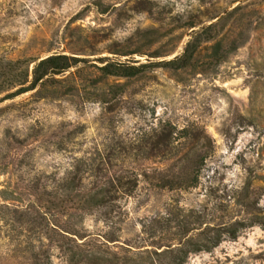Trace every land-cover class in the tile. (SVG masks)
Returning <instances> with one entry per match:
<instances>
[{
    "label": "rangeland",
    "instance_id": "obj_1",
    "mask_svg": "<svg viewBox=\"0 0 264 264\" xmlns=\"http://www.w3.org/2000/svg\"><path fill=\"white\" fill-rule=\"evenodd\" d=\"M235 7L216 39L201 45L190 67L148 68L134 78H109L108 85H124L123 96L113 104L42 98L34 92L3 99L9 88L0 92V184H14L25 173L62 176L73 158L108 152L118 140L169 122L210 139L205 140L208 156L199 187L173 194L150 188L140 177L127 205L122 240L138 234L139 221L172 199L185 209L208 204L204 194L210 188L217 198L238 190L225 218H245L241 204L247 197L264 221V0H0V59L36 61L63 54L122 63L169 60L182 52L192 31ZM191 23L196 27L190 29ZM149 29L163 37L141 43V33ZM135 50L140 54L124 56ZM157 51L167 55L151 58ZM97 75L87 68L79 78L87 84ZM163 166L140 162L132 167L141 174ZM84 224L90 231L99 228L89 218ZM0 264L18 263L0 256ZM186 264H264V228H246L210 252L190 255Z\"/></svg>",
    "mask_w": 264,
    "mask_h": 264
},
{
    "label": "trees",
    "instance_id": "obj_2",
    "mask_svg": "<svg viewBox=\"0 0 264 264\" xmlns=\"http://www.w3.org/2000/svg\"><path fill=\"white\" fill-rule=\"evenodd\" d=\"M237 9L192 31L182 52L169 60L122 63L63 54L36 61L0 59V92L6 91L3 99L34 92L42 98L70 96L81 103L113 104L123 96L124 85H108L109 78H134L148 68L179 71L190 67L201 45L214 41ZM188 27L196 26L191 23ZM162 37L159 30L149 29L141 33L140 42L152 44ZM126 53L124 56L140 54L137 50ZM166 55L157 51L150 57ZM80 63L84 64L82 68H78ZM87 68L96 69L98 75L85 84L79 75ZM87 86L94 89L93 93L86 90ZM104 86L107 89L98 93ZM6 88L9 90L4 91ZM191 128L158 123L149 131L110 144L108 152L96 150L73 158L62 176L25 173L26 177L19 176L14 184H0V256L18 264H186L190 255L210 252L224 239H236L246 228H264L258 208H253L247 197L241 204L245 218H225L223 214L239 192L230 190L217 198L210 188L204 194L208 204L185 209L172 199L161 211L139 221L138 234L122 240V227L129 215L127 205L140 177L150 188L173 194L199 187L208 156L205 140L210 139L195 136ZM140 162L164 166L139 174L132 166ZM86 218L99 228H86Z\"/></svg>",
    "mask_w": 264,
    "mask_h": 264
}]
</instances>
